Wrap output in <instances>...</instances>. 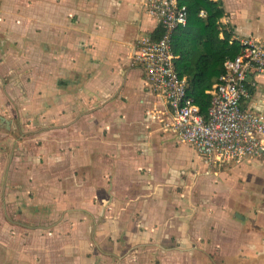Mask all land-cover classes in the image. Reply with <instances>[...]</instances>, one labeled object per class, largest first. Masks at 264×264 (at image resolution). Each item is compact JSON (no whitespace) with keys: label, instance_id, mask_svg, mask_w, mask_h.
Here are the masks:
<instances>
[{"label":"crops","instance_id":"crops-1","mask_svg":"<svg viewBox=\"0 0 264 264\" xmlns=\"http://www.w3.org/2000/svg\"><path fill=\"white\" fill-rule=\"evenodd\" d=\"M145 2L0 0V264H264V163L171 130L132 58ZM221 2L230 40L264 35V0Z\"/></svg>","mask_w":264,"mask_h":264},{"label":"built area","instance_id":"built-area-1","mask_svg":"<svg viewBox=\"0 0 264 264\" xmlns=\"http://www.w3.org/2000/svg\"><path fill=\"white\" fill-rule=\"evenodd\" d=\"M145 5L158 20L160 33L139 38L132 58L142 68L145 83L163 100L171 130L180 141L197 147L206 161L260 156L264 163V112L242 104L250 94L247 76L264 73V35L241 37L238 52L225 57L204 115L187 93L185 77L174 68L171 36L187 22L186 5L179 0H146ZM198 14L203 16V9Z\"/></svg>","mask_w":264,"mask_h":264},{"label":"trees","instance_id":"trees-1","mask_svg":"<svg viewBox=\"0 0 264 264\" xmlns=\"http://www.w3.org/2000/svg\"><path fill=\"white\" fill-rule=\"evenodd\" d=\"M187 7V22L177 26L171 36L174 68L186 79V91L207 114L210 92L216 77L223 71V60L235 55L240 43L229 41L230 32L220 27L224 14L221 0H179ZM203 9L204 15L198 13ZM160 25L153 33L159 36ZM222 32V36L219 33Z\"/></svg>","mask_w":264,"mask_h":264},{"label":"rangeland","instance_id":"rangeland-1","mask_svg":"<svg viewBox=\"0 0 264 264\" xmlns=\"http://www.w3.org/2000/svg\"><path fill=\"white\" fill-rule=\"evenodd\" d=\"M99 257H100V259L102 258V256H101V255H99ZM146 262H148V260H147ZM100 264H101V263H100Z\"/></svg>","mask_w":264,"mask_h":264}]
</instances>
